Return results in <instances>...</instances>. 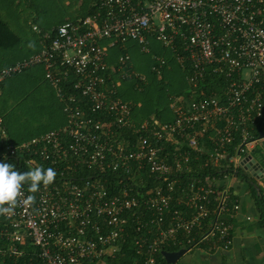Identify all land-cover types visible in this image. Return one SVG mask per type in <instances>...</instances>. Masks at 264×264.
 Returning a JSON list of instances; mask_svg holds the SVG:
<instances>
[{
    "label": "built area",
    "instance_id": "1",
    "mask_svg": "<svg viewBox=\"0 0 264 264\" xmlns=\"http://www.w3.org/2000/svg\"><path fill=\"white\" fill-rule=\"evenodd\" d=\"M34 31L41 36L40 52L0 70V98L5 80L42 66L66 125L7 144L0 114V146H5L0 159L25 155L29 169L48 164L59 182L34 194L24 187L14 214L0 215L7 223L0 226V264L20 257L27 241L38 249L39 264H113L127 237V217L141 207L151 219L137 218L138 230L152 224L156 233L152 240L135 242L140 261L134 264H159L163 245L192 251L209 242L229 250L232 223L241 211L229 185L236 176L228 172L184 184L180 175L191 171L192 159L204 153L207 142L212 146L206 152L209 164L232 171L240 168L250 146L261 142L250 126L264 124V0H99L94 12L77 22ZM149 38L176 53L182 66L180 53L188 62L194 93L171 104L174 120L167 124L131 119V106L117 89L124 81L145 78L127 69L128 54L113 66L106 61L110 48L125 49L129 42L149 53ZM154 59L151 71L161 75L166 60ZM207 76L223 78L221 95L200 92ZM167 144L175 151L166 154ZM183 145L190 150H181ZM80 167L98 174L145 173L159 178L160 185L143 199L126 184L111 195L103 178L66 179ZM175 192L178 208H172ZM27 195L35 196L31 206L24 204Z\"/></svg>",
    "mask_w": 264,
    "mask_h": 264
},
{
    "label": "rangeland",
    "instance_id": "2",
    "mask_svg": "<svg viewBox=\"0 0 264 264\" xmlns=\"http://www.w3.org/2000/svg\"><path fill=\"white\" fill-rule=\"evenodd\" d=\"M96 3L97 0H0V69L28 59L41 50V36L34 31L35 27L49 32L65 22H77L90 14ZM101 44L107 46L108 42ZM148 48L150 52L144 53L137 42H129L125 49L110 48L106 61L112 66L119 56L128 54L132 71L145 78L144 82L135 78L124 81L117 89L118 97L131 106L134 122L157 115L161 120L169 121L173 118L171 104L190 91L187 72L162 43L149 38ZM159 55L168 61L162 76L151 71L153 60ZM0 114L13 144L58 129L66 122L62 105L45 79L42 66H34L5 80ZM254 145L253 156L264 166L262 143ZM245 175L252 178L250 172ZM234 180L230 178L229 185Z\"/></svg>",
    "mask_w": 264,
    "mask_h": 264
},
{
    "label": "trees",
    "instance_id": "3",
    "mask_svg": "<svg viewBox=\"0 0 264 264\" xmlns=\"http://www.w3.org/2000/svg\"><path fill=\"white\" fill-rule=\"evenodd\" d=\"M98 1L99 0H97V2ZM94 10H95V6L91 10L90 14L93 13ZM170 52H171L173 58H175L177 60V58H176L177 54L172 52L171 50H170ZM37 53H35V54H37ZM180 54L185 59V65L183 67L186 69L187 77H188L189 71H188V62L186 59V55H184L183 53H180ZM161 57H163V56H161ZM163 58H165V57H163ZM165 60H166V63L168 64V61L166 58H165ZM154 61H155V59L153 60L152 66L154 64ZM10 65H12V64H10ZM10 65H8V66H10ZM166 66H165V68H166ZM5 67H7V66H5ZM5 67H3V68H5ZM165 68L163 69L162 74L157 75V76H162L164 74ZM127 69L132 70V66H131L130 61H129ZM224 86H225V81L223 80V78L221 79L218 77L207 76L205 78V81L200 84V87H201L200 92L202 91L204 93V96H207V97L213 96V95L218 96V95H221L222 89L224 88ZM2 87H3V85H2ZM193 93L194 92L192 91L191 86H190V91L187 92L186 94H182L179 97L185 96V98H188ZM170 108H171V106H170ZM132 113H133V110H132ZM172 113H173V111H172ZM97 117H101L105 121L108 120V117L104 114H101V113H98ZM153 119L158 120L161 124H167V123H171L174 120V114H173V118L169 121L161 120L158 115L155 117H152V118H148L144 121H151ZM142 122L143 121L135 122V123L139 124ZM65 125H66V122L62 127H64ZM62 127H60V128H62ZM60 128H58V129H60ZM250 128L251 129L253 128L251 130V133H252L253 137L256 139L260 136V133H264V124L262 122H258L256 124H254L252 127L250 126ZM54 130H56V129H54ZM7 134H8V132H7ZM41 135H43V134H41ZM126 136L127 135L124 134L123 137H126ZM36 137H38V136H36ZM132 139H134V138L132 137ZM27 141H29V140H27ZM24 142H26V141H24ZM238 142L239 141H237L235 143V145L233 147H231V153H233V150H234L233 148L239 144ZM21 143H23V142H21ZM7 144H13L10 141L9 135H8V143ZM14 145H18V144H14ZM4 147L5 146H0V150H3ZM204 149H205L204 153L201 156H199L198 159H195V158L192 159L191 164H190L191 171L188 173H184V174L180 175L182 182L184 184H186L188 181H190L192 179H203L206 181L210 176H213V175L214 176H218V175L222 176L223 174H226L228 172H232V174L235 175L236 177H241V178L243 177L244 180L246 181V183L248 184V187L252 193L253 199L255 200L257 211H258V214L260 217V223L264 227V190H262L258 194L256 188L251 183L253 181L248 179V177H247V179H245L246 176H244L242 169L232 171V169H230V168L228 169L227 167L220 168V167H214L211 163L209 164L206 152L207 151L210 152L212 150V146H210V144L207 142ZM181 150L189 151L190 149L188 150L183 145ZM173 151H175V146L167 144L166 148H165V153L166 154L172 153ZM27 158L28 157L25 155H17L16 157H7L4 159V161L12 164V166L15 170H18L20 172H27L30 170L26 164ZM40 166H43L45 168L50 167V165L44 164V163H41ZM96 177L103 178L104 180H106V182L108 184V188H110L109 190H110L111 195L117 193L119 188L126 184V185H128L129 188H131L132 193L135 196H137L139 199L145 198V195L148 192L154 191V189L160 185L159 178L148 177L145 173H141V174L137 173V174L132 175V174H127L126 172L109 171L106 174H98L94 170H89L85 167H80L75 172L68 174V177L66 179H68L69 181L82 183V181H85V180L91 179V178H96ZM58 178H59V175L57 174L54 182H56V183L59 182ZM140 180H144V184H141ZM24 187L27 189V185H25ZM179 196H180L179 193L175 192L174 201L172 203V208H178L176 203H177V199L179 198ZM143 211L144 210L141 207V208L137 209L134 213H132V216L130 215L127 217V220H128L127 226H126L127 237H126V240L124 242V245H122V247H121L120 254L117 256V259L113 261V264H134V263H138L140 261V258L137 255L136 250H135V242L137 240H142V239H148V240L154 239L155 233H156V226H153L152 224H150L147 227H145L143 230H138L139 224H138L137 218L141 217L142 219H140V220H143L144 222H148L149 219H151L150 214H146ZM3 225H7V223L0 217V226H3ZM164 226H165V228H167L169 226L168 217L166 219ZM2 245H4V244L0 243V247ZM183 248L184 247L173 246V245H163L161 247L160 253L157 254L158 263L159 264H168L161 255L162 251L178 252V251L182 250ZM20 251L22 252V255L20 257H18V258L17 257H9V258H7L5 264H39V262L37 261V258H36V253L38 252V249L35 248L34 246H32L29 243V241H27L24 246L20 247Z\"/></svg>",
    "mask_w": 264,
    "mask_h": 264
},
{
    "label": "crops",
    "instance_id": "4",
    "mask_svg": "<svg viewBox=\"0 0 264 264\" xmlns=\"http://www.w3.org/2000/svg\"><path fill=\"white\" fill-rule=\"evenodd\" d=\"M254 146V144L250 146L246 156L252 155L254 158L251 152L255 149ZM239 169H242L246 176L244 168L240 166ZM234 179L230 187L234 198L240 203L241 211L232 223L233 244L230 249L227 251L215 249L207 242L199 249L187 250L177 264H264V227L260 223L255 200L244 178ZM250 180L256 182L253 178ZM258 184L261 191L264 190V182L260 181Z\"/></svg>",
    "mask_w": 264,
    "mask_h": 264
},
{
    "label": "clouds",
    "instance_id": "5",
    "mask_svg": "<svg viewBox=\"0 0 264 264\" xmlns=\"http://www.w3.org/2000/svg\"><path fill=\"white\" fill-rule=\"evenodd\" d=\"M57 176L52 167L37 166L27 172L15 170L12 164L0 159V215L11 216L15 212L18 197L27 185L28 193H37L41 186L51 185ZM34 195H27L24 204L31 206Z\"/></svg>",
    "mask_w": 264,
    "mask_h": 264
},
{
    "label": "water",
    "instance_id": "6",
    "mask_svg": "<svg viewBox=\"0 0 264 264\" xmlns=\"http://www.w3.org/2000/svg\"><path fill=\"white\" fill-rule=\"evenodd\" d=\"M259 140L262 143V147L264 149V133H260ZM252 154L255 153V150L251 151ZM241 166L244 168V171L250 172L252 175V178L256 182H251L252 185L256 188L257 192L260 193L261 188L258 184L260 181H264V166L263 163L260 162L258 159H254L252 155H249L245 158H243L241 162ZM247 179V177L245 178ZM187 253L186 249H182L178 252H167V251H162L161 255L165 259V261L168 264H177L179 259L184 256Z\"/></svg>",
    "mask_w": 264,
    "mask_h": 264
}]
</instances>
